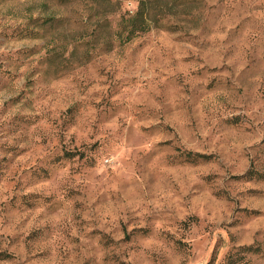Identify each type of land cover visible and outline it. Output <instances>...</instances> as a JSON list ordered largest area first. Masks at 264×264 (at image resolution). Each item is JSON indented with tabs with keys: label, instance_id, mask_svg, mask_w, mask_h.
Returning <instances> with one entry per match:
<instances>
[{
	"label": "rangeland",
	"instance_id": "1",
	"mask_svg": "<svg viewBox=\"0 0 264 264\" xmlns=\"http://www.w3.org/2000/svg\"><path fill=\"white\" fill-rule=\"evenodd\" d=\"M0 264H264V0H0Z\"/></svg>",
	"mask_w": 264,
	"mask_h": 264
},
{
	"label": "trees",
	"instance_id": "2",
	"mask_svg": "<svg viewBox=\"0 0 264 264\" xmlns=\"http://www.w3.org/2000/svg\"><path fill=\"white\" fill-rule=\"evenodd\" d=\"M145 1V0H144ZM145 3V2H144ZM145 13H141V14H138L137 16H134V17H130V28H129V35L131 36L133 33H136L140 30V26H142V23L139 21V19H142L141 21L142 22H146V18H145ZM202 155V154H201ZM203 157H207L206 156H203Z\"/></svg>",
	"mask_w": 264,
	"mask_h": 264
}]
</instances>
